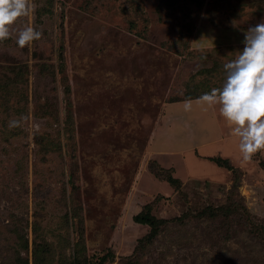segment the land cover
<instances>
[{"label":"rangeland","instance_id":"rangeland-1","mask_svg":"<svg viewBox=\"0 0 264 264\" xmlns=\"http://www.w3.org/2000/svg\"><path fill=\"white\" fill-rule=\"evenodd\" d=\"M27 3L0 40V264H264V162L176 173L157 130L222 85L264 0Z\"/></svg>","mask_w":264,"mask_h":264},{"label":"clouds","instance_id":"clouds-1","mask_svg":"<svg viewBox=\"0 0 264 264\" xmlns=\"http://www.w3.org/2000/svg\"><path fill=\"white\" fill-rule=\"evenodd\" d=\"M31 5L27 0H0V40L9 37V26L27 15ZM41 33L31 26L18 31L16 43L23 47L39 39ZM244 47L234 59L223 65L225 78L220 87L204 92L199 100L207 105H219L220 115L239 138V150L249 159L264 148V22L250 26L244 35ZM186 110L191 101L185 100ZM19 121H10L15 126Z\"/></svg>","mask_w":264,"mask_h":264},{"label":"crops","instance_id":"crops-1","mask_svg":"<svg viewBox=\"0 0 264 264\" xmlns=\"http://www.w3.org/2000/svg\"><path fill=\"white\" fill-rule=\"evenodd\" d=\"M170 106L165 105L164 115L165 118L170 117L171 114L167 115V112L174 111V124L173 121L169 122L170 119L162 120L157 130H163L160 140L166 147V153L179 160L177 165H172L176 173L180 163L189 170L197 169L201 163H208L204 164L203 169L213 171L214 163L220 160H228L240 170L262 169L264 148L257 150L249 159H244L239 150V138L232 134L231 127L220 115L218 104L207 105L192 100L188 110L184 102L173 104L172 110ZM162 155L159 153L155 157Z\"/></svg>","mask_w":264,"mask_h":264},{"label":"trees","instance_id":"trees-1","mask_svg":"<svg viewBox=\"0 0 264 264\" xmlns=\"http://www.w3.org/2000/svg\"><path fill=\"white\" fill-rule=\"evenodd\" d=\"M231 6V5H230ZM231 7H233V8H236V6H231ZM238 7V6H237ZM260 170H263V169H260ZM168 182H169V184H175V183H177V180L176 179H174V178H169L168 179ZM136 222H140L138 219L136 220ZM151 226H154L155 225V222H153V221H150V222H148ZM36 253V258H35V263L36 264H39L40 262L39 261H37V259H39L40 257H41V252L40 251H36L35 252Z\"/></svg>","mask_w":264,"mask_h":264}]
</instances>
